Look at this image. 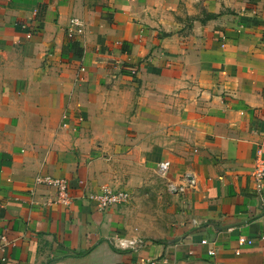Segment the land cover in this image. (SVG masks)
I'll list each match as a JSON object with an SVG mask.
<instances>
[{"label":"crops","instance_id":"crops-1","mask_svg":"<svg viewBox=\"0 0 264 264\" xmlns=\"http://www.w3.org/2000/svg\"><path fill=\"white\" fill-rule=\"evenodd\" d=\"M262 143L264 0H0V264H264Z\"/></svg>","mask_w":264,"mask_h":264},{"label":"built area","instance_id":"built-area-1","mask_svg":"<svg viewBox=\"0 0 264 264\" xmlns=\"http://www.w3.org/2000/svg\"><path fill=\"white\" fill-rule=\"evenodd\" d=\"M80 25V21L76 18L70 20V30L73 26ZM30 37V35H27ZM169 168L168 161H162L158 164V173L160 176L164 177L167 174ZM251 177L254 181L256 189L259 191L264 187V143H262L258 149L254 159L253 167L251 170ZM36 184H46L47 186L54 188L55 199L53 201L45 202L44 205H49L52 202L57 203H67L68 197V183L63 178L50 177L47 175H40L35 178ZM129 197V194L120 189H112L107 186H102L99 193L93 195V198L98 202V207L100 209L106 208L112 204H118L125 202ZM205 243V241H203ZM238 243L250 244L251 241L246 240L244 237L238 239ZM213 254V251H209ZM238 253V252H237ZM138 264V263H136Z\"/></svg>","mask_w":264,"mask_h":264},{"label":"rangeland","instance_id":"rangeland-1","mask_svg":"<svg viewBox=\"0 0 264 264\" xmlns=\"http://www.w3.org/2000/svg\"><path fill=\"white\" fill-rule=\"evenodd\" d=\"M153 205H154L153 211H154V213H157L158 219H156V221L152 220L153 221L152 224H153L154 228H161L160 219H159L160 209L156 206V203Z\"/></svg>","mask_w":264,"mask_h":264},{"label":"trees","instance_id":"trees-1","mask_svg":"<svg viewBox=\"0 0 264 264\" xmlns=\"http://www.w3.org/2000/svg\"><path fill=\"white\" fill-rule=\"evenodd\" d=\"M88 251H89V249H88V250H86V251H84V252H82V253H76V255H82V254H86Z\"/></svg>","mask_w":264,"mask_h":264}]
</instances>
